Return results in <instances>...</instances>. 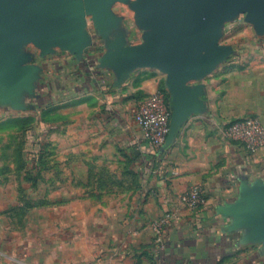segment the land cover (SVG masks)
Masks as SVG:
<instances>
[{"label": "crops", "instance_id": "crops-1", "mask_svg": "<svg viewBox=\"0 0 264 264\" xmlns=\"http://www.w3.org/2000/svg\"><path fill=\"white\" fill-rule=\"evenodd\" d=\"M188 10L186 0H0V111L62 116L113 190L21 232L5 225L0 264H264V148L248 155L223 133L248 115L264 124V0ZM156 91L172 110L159 152L133 120ZM193 187L205 206L182 203ZM167 211L160 250L150 223Z\"/></svg>", "mask_w": 264, "mask_h": 264}, {"label": "rangeland", "instance_id": "rangeland-1", "mask_svg": "<svg viewBox=\"0 0 264 264\" xmlns=\"http://www.w3.org/2000/svg\"><path fill=\"white\" fill-rule=\"evenodd\" d=\"M45 118L44 122L36 120L31 110L0 111V239L5 237V225L21 232L31 222L44 219L43 215L58 211L64 215L76 197L113 194L110 186L106 191L100 182L102 171L91 167L92 155L84 150L90 140L69 137L63 128L67 123L52 111ZM121 157L128 166L133 162L125 151L120 152L119 160ZM111 174L110 180L116 179L115 171Z\"/></svg>", "mask_w": 264, "mask_h": 264}, {"label": "built area", "instance_id": "built-area-1", "mask_svg": "<svg viewBox=\"0 0 264 264\" xmlns=\"http://www.w3.org/2000/svg\"><path fill=\"white\" fill-rule=\"evenodd\" d=\"M172 110L164 92L156 91L139 103L133 111V120L141 131L142 140L156 151H162L171 130ZM224 137L235 143L239 149L252 155L264 148V124L260 116L248 115L234 120L224 127ZM190 208L207 204V197L200 187H193L180 197ZM175 215L167 211L150 223V230L160 250L164 248L168 229L173 225Z\"/></svg>", "mask_w": 264, "mask_h": 264}, {"label": "water", "instance_id": "water-1", "mask_svg": "<svg viewBox=\"0 0 264 264\" xmlns=\"http://www.w3.org/2000/svg\"><path fill=\"white\" fill-rule=\"evenodd\" d=\"M186 1L189 4V10H188V13H187L186 16L195 15V13L198 12L201 9V7L203 5V2H204V0H186ZM171 133H172V117H171V130H170V133H169V136H168L167 143H166L165 147L167 146V144L169 142Z\"/></svg>", "mask_w": 264, "mask_h": 264}]
</instances>
